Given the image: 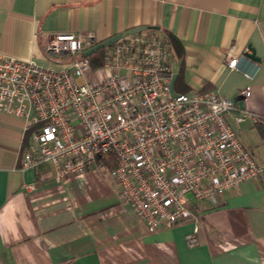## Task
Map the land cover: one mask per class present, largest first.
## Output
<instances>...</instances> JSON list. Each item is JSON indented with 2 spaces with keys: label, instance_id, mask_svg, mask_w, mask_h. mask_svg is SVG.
<instances>
[{
  "label": "crops",
  "instance_id": "obj_1",
  "mask_svg": "<svg viewBox=\"0 0 264 264\" xmlns=\"http://www.w3.org/2000/svg\"><path fill=\"white\" fill-rule=\"evenodd\" d=\"M137 27L171 44L175 93L237 100L251 87L239 105L255 121L237 125L232 113L229 123L264 167V0H0V53L45 68L67 64L45 56L47 35L92 33L100 43ZM231 55L238 70L227 67ZM30 142L22 119L0 113V264H264V175L217 207L198 203L197 223L149 233L107 172L57 183L49 168L23 170Z\"/></svg>",
  "mask_w": 264,
  "mask_h": 264
},
{
  "label": "built area",
  "instance_id": "obj_2",
  "mask_svg": "<svg viewBox=\"0 0 264 264\" xmlns=\"http://www.w3.org/2000/svg\"><path fill=\"white\" fill-rule=\"evenodd\" d=\"M97 44L92 33L47 35L45 56L67 59L59 69L0 53V113L30 131L23 170L49 168L57 183L107 172L149 233L197 223L198 203L217 207L227 191L264 175L229 123L232 113L237 125L255 121L239 105L250 86L237 100L212 91L173 96L164 37L122 36L92 68L83 53ZM240 58L231 55L227 67L238 70ZM196 232L186 237L190 247Z\"/></svg>",
  "mask_w": 264,
  "mask_h": 264
},
{
  "label": "water",
  "instance_id": "obj_3",
  "mask_svg": "<svg viewBox=\"0 0 264 264\" xmlns=\"http://www.w3.org/2000/svg\"><path fill=\"white\" fill-rule=\"evenodd\" d=\"M151 28H154V27H137V28L125 31V32H123L121 34L115 35L113 37H110L109 39H106L105 41H102V42L98 43L97 45H95L94 47H92L91 49L85 51L83 53V56L84 57H88L90 55H93L94 53L104 49L106 46H108L111 43L115 42L116 40H118L122 36H126V35L131 34V33L140 32V31H143L145 29H151ZM174 79L175 78H173V80L171 81V93H172L173 96L176 94L174 92V89H173Z\"/></svg>",
  "mask_w": 264,
  "mask_h": 264
},
{
  "label": "trees",
  "instance_id": "obj_4",
  "mask_svg": "<svg viewBox=\"0 0 264 264\" xmlns=\"http://www.w3.org/2000/svg\"><path fill=\"white\" fill-rule=\"evenodd\" d=\"M102 52L103 49L87 57L92 68L99 67L102 64Z\"/></svg>",
  "mask_w": 264,
  "mask_h": 264
}]
</instances>
